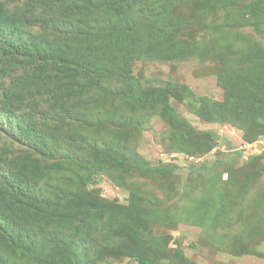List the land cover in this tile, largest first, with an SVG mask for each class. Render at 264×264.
I'll return each instance as SVG.
<instances>
[{
	"label": "trees",
	"instance_id": "trees-1",
	"mask_svg": "<svg viewBox=\"0 0 264 264\" xmlns=\"http://www.w3.org/2000/svg\"><path fill=\"white\" fill-rule=\"evenodd\" d=\"M11 1L19 5L11 9L10 1L6 4L0 0L3 52L0 76L11 74L16 66L24 70L20 75L10 76L9 85L0 95V115L17 113L16 126L11 120L7 122L14 131L18 129L15 139L26 142L27 147L10 157L0 151V173L6 174L0 177V264H82L88 260L84 252L86 239L95 229L117 231L121 219L117 204L83 193L78 187L72 189L69 182L64 186L54 184L62 181V175L72 172H81L83 182L96 184L102 173L115 168L120 170L118 179L123 183L121 162L127 158L108 144L109 134L116 132V125L125 126L143 110L160 102L168 103L172 94L153 90L136 78L130 71L135 60L175 61L219 51L223 66L216 73L222 100L202 98L205 103L202 116L211 121H229L241 129L257 126L259 121L264 123V44L242 31L251 26L264 36V0L225 8L206 27L192 17L188 19L187 14H180L176 10L177 0ZM182 2L187 4L188 0ZM219 5L215 7L216 14L221 10ZM191 25L200 26L215 46L216 40H228L232 47L224 48L222 54L219 49L213 51L214 46L207 39L176 36ZM100 78L120 81L123 85L120 95L123 101L119 105L109 100V96L100 99L99 88L91 89L90 83L95 84ZM22 90L46 94L40 95L42 106L32 105L27 95L24 99ZM85 91L92 101H86ZM27 106L31 112L24 111ZM82 110L90 116L88 124L95 122L98 113L119 114L118 122L113 127L99 123L101 128L92 126V130H82V126L66 115ZM164 110L176 125L179 117L173 107L166 104ZM78 128L83 131L81 135ZM60 150L63 153L53 156ZM186 151L191 154L193 150ZM133 163L141 170L160 171L164 167ZM56 171L59 177L55 176ZM257 173L253 172L251 180ZM221 200L217 209L208 203L207 195L192 199L191 206L187 204L179 214L174 213V227L180 221L198 224L204 230L218 226L230 228L234 224L241 232L232 236L246 233L243 219L229 220L236 218L235 213L226 207V198ZM225 212L228 220L222 219ZM214 219L216 222L206 224ZM58 228L71 236L62 237ZM121 228L125 231L128 225L123 223ZM256 235V231H250L247 244L255 242ZM24 236L29 242L20 246L25 244ZM181 238L174 240L179 248L168 257V262L196 264L183 258ZM226 238L228 234L222 244L228 242ZM166 241L163 235L152 240H135L126 251L136 264H156L167 250ZM190 247L197 245L190 243ZM231 249L239 254L244 250L243 245L238 250ZM21 251L22 258L16 261L14 258Z\"/></svg>",
	"mask_w": 264,
	"mask_h": 264
},
{
	"label": "rangeland",
	"instance_id": "rangeland-1",
	"mask_svg": "<svg viewBox=\"0 0 264 264\" xmlns=\"http://www.w3.org/2000/svg\"><path fill=\"white\" fill-rule=\"evenodd\" d=\"M1 1H10L11 9L19 5L11 0ZM248 1L252 0H188L187 4L177 0L176 10L180 14H187L188 19L192 17L207 26L214 22L218 15L223 14V9L235 5L238 7ZM217 4L221 5V10L216 14ZM242 31L251 33L264 44V36L258 34L251 26H246ZM176 36L181 39L208 38L206 32L197 25L183 29ZM212 41L209 39L207 42L211 47L214 46L213 51L219 49L222 54L225 53L224 48L232 47L228 40H216V46ZM218 53L219 51L216 54L200 53L193 58L175 61L135 60L130 71L136 78L143 84L150 85L153 90H167L172 94L167 100L168 103L160 102L143 110L125 123V126L116 125V132L109 134L108 144L116 147L127 158L121 162L123 183L118 179L121 173L118 168L102 173L96 184L83 182L81 172L66 173L61 176V182L54 181V185L63 186L69 182L73 186L72 189L78 187L83 193L89 192L90 195L118 205L117 212L121 219L116 226L117 231L95 229L86 239L84 252L87 253L88 260L82 264H136L128 256L127 247L133 245L135 240H152L158 235L166 237L167 250L158 257L156 264H170L168 257L179 248L173 242L181 236L183 258L192 259L196 264H264V128L259 131L260 127H264V123L259 121L257 126L241 129L232 122L211 121L202 116L205 112L202 98L205 97L209 101L222 100V87L217 83L216 72L223 65ZM2 62L3 52L0 48V66ZM23 70L16 66L11 74L0 76V95L9 85L10 76L12 78L14 74L20 75ZM111 81L116 80L100 78L95 84L90 83L91 89L99 88L100 99L109 96V100L119 105L123 101L120 95L124 87L120 81ZM21 92L25 94L24 99L27 95L28 102L38 106H42L40 95L46 96L34 91ZM86 94L88 95L87 92ZM92 100V96L88 95L86 101ZM166 104L171 105L179 117L176 125L165 113ZM24 111L31 112L32 109L27 106ZM66 115H69L75 124L82 126V130L91 129L92 126L101 128L100 124L113 127L119 116L98 113L94 116L95 122L88 124L90 116L86 110ZM8 120L16 126L14 122L17 120V113L0 115V151L6 157L20 154L27 147L26 142L15 139L14 134L18 129L14 131ZM79 130L78 135H81L83 131ZM19 139L21 140L20 137ZM100 144L101 148H104L102 140ZM187 148L193 150L191 154L186 151ZM61 153L63 151L60 150L53 156ZM133 161L152 166L163 164L164 167L160 171L141 170ZM253 172L258 173L251 180ZM54 174L59 177L58 171ZM4 175L5 172L0 173V177L3 178ZM240 182L242 186L239 185ZM203 195H207L208 203L215 205L217 209V203L226 198V207L234 211L236 217L229 220L243 219V230L246 228V233L232 236L233 233L241 232L234 224H231L230 228L208 227V231L198 224L182 221L177 222L174 227V213L179 214L183 206H191L192 199L201 198ZM226 212L222 218L224 220H228ZM212 213L213 208L210 214ZM164 218L167 219L163 220ZM216 220H209L206 224L210 225ZM123 223L128 225L125 231L121 228ZM145 230L150 233L144 234ZM250 231H256L257 235L253 237L256 241L247 244ZM58 233L65 238L71 236L70 232L61 228H58ZM227 234L228 242L222 244ZM28 240L24 236L25 244L20 246H27ZM194 242L197 247L191 248L190 243ZM239 245H243V253L232 252L231 248L238 250ZM22 253H18L14 259L21 260Z\"/></svg>",
	"mask_w": 264,
	"mask_h": 264
}]
</instances>
